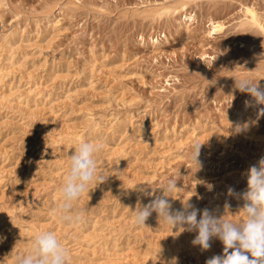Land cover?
<instances>
[{"label": "rangeland", "instance_id": "1", "mask_svg": "<svg viewBox=\"0 0 264 264\" xmlns=\"http://www.w3.org/2000/svg\"><path fill=\"white\" fill-rule=\"evenodd\" d=\"M162 8L172 14L148 16ZM247 9L264 21V0H0V44L15 38L12 60L0 45V264L41 231L57 235L69 264H205L222 254L218 239L202 251L196 232L171 231L156 213L134 227L137 203L154 196L131 188L162 195L175 179L172 211L188 200L197 219L208 209L242 220L245 201L228 189L242 194L244 173L264 157V105L246 106L252 97L235 88L242 78L264 87V33ZM96 138L108 146L97 160L105 181L74 202L83 222L69 226L52 214L69 155Z\"/></svg>", "mask_w": 264, "mask_h": 264}, {"label": "clouds", "instance_id": "2", "mask_svg": "<svg viewBox=\"0 0 264 264\" xmlns=\"http://www.w3.org/2000/svg\"><path fill=\"white\" fill-rule=\"evenodd\" d=\"M235 88L252 97V101L245 102L246 106L264 105V87L258 82L248 78L235 79ZM261 116H264V108L258 109L257 118ZM248 126L247 122L237 123L233 132L240 133ZM107 147L101 138L84 140L69 155L68 171L59 188L61 202L52 212L60 222L73 227L83 222L82 214L74 212L73 205L89 190L90 184L99 185L105 181L103 172L98 171L97 160ZM201 147L202 144L199 142L191 145L190 159L196 169L201 167L198 159ZM244 176L247 187L242 194H237L231 187L228 189L229 196L236 195L245 201L240 209L243 218L239 222L229 221L224 219V216L218 217L208 209H204L197 219L199 209L188 200L183 202V210L172 211L167 197H171L170 194L178 187L175 179H168L159 188L162 195H155L154 191H148L146 187H137L141 184L131 188L141 196H154L146 205L137 203L133 211V226L147 227L146 220L152 213H156L159 221L167 225L171 231L177 229L178 232H196L192 244L199 246L202 251L209 250L214 239L222 243V254L214 255L206 260L205 264H264V157H261L257 164L250 166ZM208 187L211 189L213 186ZM69 262L68 249L52 231L37 233L28 251L14 257V264H69Z\"/></svg>", "mask_w": 264, "mask_h": 264}, {"label": "bare ground", "instance_id": "3", "mask_svg": "<svg viewBox=\"0 0 264 264\" xmlns=\"http://www.w3.org/2000/svg\"><path fill=\"white\" fill-rule=\"evenodd\" d=\"M172 10L170 9H157V10H154V11H151L148 16H152L153 18H161L162 16H165V15H169L170 13L172 14L171 12ZM148 12V11H147ZM174 13V12H173ZM246 16L248 17L249 19V22L260 28L263 33H264V21H261L260 17L258 16V14L253 10V9H247L246 10ZM156 20V19H155ZM220 27V25H219ZM14 35H12L8 40H4L3 43H1L0 45H2L3 47L6 48V59L7 60H12L14 58V47L12 45V42L14 41ZM2 41V40H1Z\"/></svg>", "mask_w": 264, "mask_h": 264}]
</instances>
